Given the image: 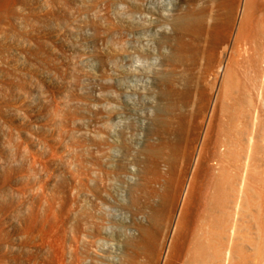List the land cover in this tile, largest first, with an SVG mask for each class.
I'll use <instances>...</instances> for the list:
<instances>
[{
  "label": "rangeland",
  "instance_id": "obj_1",
  "mask_svg": "<svg viewBox=\"0 0 264 264\" xmlns=\"http://www.w3.org/2000/svg\"><path fill=\"white\" fill-rule=\"evenodd\" d=\"M263 81L264 0H0V264L212 257L251 134L233 264H264Z\"/></svg>",
  "mask_w": 264,
  "mask_h": 264
},
{
  "label": "bare ground",
  "instance_id": "obj_2",
  "mask_svg": "<svg viewBox=\"0 0 264 264\" xmlns=\"http://www.w3.org/2000/svg\"><path fill=\"white\" fill-rule=\"evenodd\" d=\"M196 21H197V18L195 17V15L192 12H190V13H186L184 16L179 18L177 20V25L183 31H185L186 33H189L190 31H193L195 29ZM254 129H256V119L255 118H254V121L252 122V133H253ZM254 139H255V135L253 136L251 134L249 139L247 140L248 150H247V154L244 158L243 175H242V179L239 183V191H238L237 201L235 202L232 215L228 214V216H231L232 225L230 226L229 229H227V233H228L226 236L227 248L225 250L220 251L219 247L217 246V241H216L215 235H214V238L209 239V241L207 242L209 244L210 250H212V257H208V258L206 257V259L205 258L203 259V257L201 258L200 254L197 252V249H196L197 248V233H196L195 228H192L191 232L189 230L187 233L180 235V242L178 244L179 247L177 248V251H176L174 257L171 259V262H170L171 264H178L179 261H180V264H214V262L219 261V258H220V261L222 264H233L234 259H235L234 250H233V247L235 245L234 244L235 231H236L235 225H236V222L238 221L240 205L242 203V199L244 198V195L246 192V179L248 176V171H249V166H250L249 163H250V159L252 157V154L254 152V147H255ZM153 147H147V149L148 148L149 149L147 150L146 153H147V155L149 154L147 157L151 159L150 162L153 163V161H156L158 159L168 160V158H170L169 154H166L167 156L169 155L168 158H162L163 157L162 156L163 155L162 150L158 147H155V146H153ZM166 155H164V156H166ZM171 161H173V159H170V162H168V163H171ZM150 162H148V163H150ZM140 164H142V162ZM167 169H168V172L166 170V173L165 172L164 173L158 172L159 178L160 179L165 178L164 182H166V183L168 181L167 180L168 179L167 174L170 171L169 165L167 166ZM180 171H182V170H180ZM142 178H143V176H142ZM143 179H145V178H143ZM149 184L150 183H148V185ZM167 184H169V181ZM142 187L144 188L145 186L144 185H140V186L137 185L135 187V196H134L135 202H137L138 200L139 201L141 200V197H142L141 194L144 195V193H142L144 191V189H142ZM146 189H149V187H147ZM161 192L164 193L165 191L161 190ZM161 192H159L160 194L158 192L157 193L154 192L153 194L160 196ZM151 195H152V193H151ZM161 196H163L162 198H163V200H165V198H164L165 195H161ZM162 198H160V200H162ZM138 204H140V202ZM140 214H141V211H138V215H140ZM147 219H148L147 220L148 222L146 224L142 223L140 221L137 224V226H138L137 227V233H138V237H139V242H141V243L143 241L145 243H152V242H155V239H156L152 230H153V227L157 221L155 220V217L152 214H149ZM159 222H160V218H159ZM123 240L125 241L126 244L130 242L129 237H127V236H123Z\"/></svg>",
  "mask_w": 264,
  "mask_h": 264
}]
</instances>
